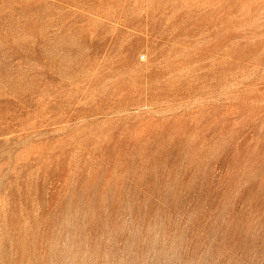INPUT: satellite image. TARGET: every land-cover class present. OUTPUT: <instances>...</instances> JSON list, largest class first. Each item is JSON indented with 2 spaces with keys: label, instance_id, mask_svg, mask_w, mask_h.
<instances>
[{
  "label": "rangeland",
  "instance_id": "374dc122",
  "mask_svg": "<svg viewBox=\"0 0 264 264\" xmlns=\"http://www.w3.org/2000/svg\"><path fill=\"white\" fill-rule=\"evenodd\" d=\"M0 264H264V0H0Z\"/></svg>",
  "mask_w": 264,
  "mask_h": 264
}]
</instances>
